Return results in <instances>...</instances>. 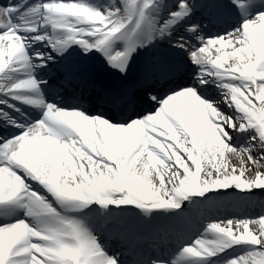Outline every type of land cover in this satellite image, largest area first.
<instances>
[{"label": "snow or ice", "instance_id": "1", "mask_svg": "<svg viewBox=\"0 0 264 264\" xmlns=\"http://www.w3.org/2000/svg\"><path fill=\"white\" fill-rule=\"evenodd\" d=\"M262 198L264 0L0 5V264H264Z\"/></svg>", "mask_w": 264, "mask_h": 264}, {"label": "bare ground", "instance_id": "2", "mask_svg": "<svg viewBox=\"0 0 264 264\" xmlns=\"http://www.w3.org/2000/svg\"><path fill=\"white\" fill-rule=\"evenodd\" d=\"M232 162L234 163V164H236L237 163V160H236V158L235 157H232ZM262 199H264V198H262ZM252 212H253V209L251 210ZM264 211V210H263ZM261 211L260 210H258L257 211V213L256 214H258V213H260ZM254 213V212H253ZM258 225H256V224H253L252 225V228H253V230H257L258 229Z\"/></svg>", "mask_w": 264, "mask_h": 264}]
</instances>
